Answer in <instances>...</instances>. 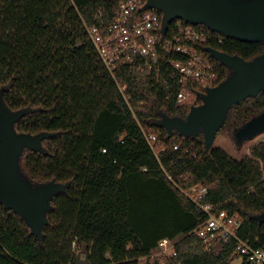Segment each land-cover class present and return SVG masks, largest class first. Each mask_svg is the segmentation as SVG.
Wrapping results in <instances>:
<instances>
[{"label":"trees","instance_id":"trees-1","mask_svg":"<svg viewBox=\"0 0 264 264\" xmlns=\"http://www.w3.org/2000/svg\"><path fill=\"white\" fill-rule=\"evenodd\" d=\"M123 1L0 0L4 102L13 110L31 108L17 131L52 133L42 150L22 151L20 173L33 185L68 184L52 198L42 235L0 201V264H77L85 243L91 264H140L141 258L230 264L233 242L207 251L194 231L206 213L182 188L199 184L210 187L206 199L218 210L242 217V236L264 237V222L254 217L264 212V140L237 159L221 147L207 148L203 130L185 136L159 125L160 110L186 118L206 87L190 83L194 97L178 102L180 76L170 64L159 77L155 69L109 71L88 28L110 23ZM194 46L215 65V85L230 69L208 47L247 60L264 53V40L224 37ZM159 55L164 61V50ZM263 111L264 90L234 104L216 136L227 134L240 146L237 128ZM152 128L166 145L159 154L147 138ZM166 237L179 239L178 255L163 263L150 255Z\"/></svg>","mask_w":264,"mask_h":264},{"label":"water","instance_id":"water-1","mask_svg":"<svg viewBox=\"0 0 264 264\" xmlns=\"http://www.w3.org/2000/svg\"><path fill=\"white\" fill-rule=\"evenodd\" d=\"M144 8L163 12V33L171 22L181 18L186 22L204 24L214 31L242 41L264 40V0H146ZM210 55L230 69L227 78L201 93L202 103L192 105L186 118L170 116L160 110L159 125L169 133L177 130L185 136L203 130L207 148L214 145L217 132L223 126L232 106L264 90V53L247 60L208 47ZM0 89V201L7 208L22 214L33 232L42 235L47 223V212L54 195L64 190L67 183L51 181L33 185L20 173V155L26 148L42 150V141L50 132L31 134L17 131L15 124L31 108L13 110ZM264 131V111L238 127L235 137L239 144ZM264 222V212L254 216ZM84 254V257L82 255ZM77 264H91L87 243L77 253Z\"/></svg>","mask_w":264,"mask_h":264},{"label":"built area","instance_id":"built-area-1","mask_svg":"<svg viewBox=\"0 0 264 264\" xmlns=\"http://www.w3.org/2000/svg\"><path fill=\"white\" fill-rule=\"evenodd\" d=\"M145 4L146 0L123 1L110 23L95 24L88 28L89 35L109 71L115 74L123 67H137L140 71L149 73L155 69L159 77L163 66L170 64L180 76L178 102L194 97V92L189 88L190 83H198L204 87L214 86L218 71L210 58L194 44L214 38L222 41L226 36L223 33L216 35L214 30L204 24L179 19L171 27L170 36L162 42L169 30L165 34L162 31L163 13L156 8H144ZM161 50H164V61L159 55ZM120 88L124 93L127 86ZM147 138L156 152V145L161 141L159 135L148 132ZM165 148L166 145L162 142L156 154ZM182 190L206 213V218L194 231L207 251H216L233 242L230 264H264V237L259 234L253 237L242 236V217L226 210H218L208 201V185L199 184ZM178 240L169 237L161 239L150 257L163 263L171 262L178 255ZM162 256H166L168 261L165 262Z\"/></svg>","mask_w":264,"mask_h":264},{"label":"rangeland","instance_id":"rangeland-1","mask_svg":"<svg viewBox=\"0 0 264 264\" xmlns=\"http://www.w3.org/2000/svg\"><path fill=\"white\" fill-rule=\"evenodd\" d=\"M194 103H198L201 104L203 101L199 100L197 98L193 99ZM150 131L155 132L156 134H160V131L157 129H149ZM174 138L173 142H177L178 141ZM264 140V131L256 134L255 136L251 137L250 140H246L243 143L240 144V146H238V144L231 138L229 137L227 134H219L218 136H216L215 142L213 147H221L223 148L225 151H227L230 155H232L233 157L237 158V159H242L246 154H248L250 152V147L260 141ZM162 145V142H158V144L156 145V152L158 153L160 147ZM81 248L78 250L80 251ZM82 257H84V254L82 255ZM162 258L165 260V262L168 261L166 256H162ZM146 259L147 258H141L140 260V264H145L146 263Z\"/></svg>","mask_w":264,"mask_h":264}]
</instances>
